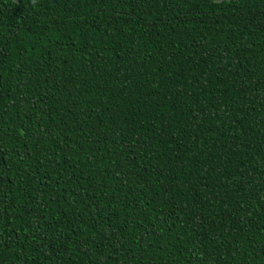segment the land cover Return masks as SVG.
I'll return each mask as SVG.
<instances>
[{
    "label": "trees",
    "instance_id": "obj_1",
    "mask_svg": "<svg viewBox=\"0 0 264 264\" xmlns=\"http://www.w3.org/2000/svg\"><path fill=\"white\" fill-rule=\"evenodd\" d=\"M0 264H264V0H0Z\"/></svg>",
    "mask_w": 264,
    "mask_h": 264
},
{
    "label": "water",
    "instance_id": "obj_2",
    "mask_svg": "<svg viewBox=\"0 0 264 264\" xmlns=\"http://www.w3.org/2000/svg\"><path fill=\"white\" fill-rule=\"evenodd\" d=\"M14 1H15V0H14ZM216 1H218V2H219V1H221V0H216Z\"/></svg>",
    "mask_w": 264,
    "mask_h": 264
}]
</instances>
